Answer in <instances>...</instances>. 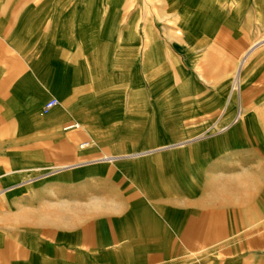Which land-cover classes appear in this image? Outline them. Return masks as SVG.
Masks as SVG:
<instances>
[{
    "label": "rangeland",
    "instance_id": "1",
    "mask_svg": "<svg viewBox=\"0 0 264 264\" xmlns=\"http://www.w3.org/2000/svg\"><path fill=\"white\" fill-rule=\"evenodd\" d=\"M69 7L99 13L102 55L125 56L135 47L141 69L143 45L148 60L130 94L118 90L106 103L94 96L91 116L84 109L86 122L76 128L80 135L60 133L73 147L53 148L46 167L27 177L51 201L53 229L84 223L80 264H219L225 252L196 249L211 210L227 208L238 229L230 245L248 251L252 237H264L263 139L241 129V147L223 150L222 161L203 147L235 133L240 117L224 122L223 110L224 97L238 93V77L221 102L190 111L178 109L174 86L220 22L264 40V0H69ZM164 235L159 241L174 253L149 263L148 242Z\"/></svg>",
    "mask_w": 264,
    "mask_h": 264
},
{
    "label": "crops",
    "instance_id": "2",
    "mask_svg": "<svg viewBox=\"0 0 264 264\" xmlns=\"http://www.w3.org/2000/svg\"><path fill=\"white\" fill-rule=\"evenodd\" d=\"M100 25L99 13L79 12L69 7V0H0V264H80L84 223L54 230L51 201L38 196L36 184L26 179L32 169L46 167L53 148L73 147L60 140V133L80 135L76 128L64 127L86 122L84 109L90 117L94 96L106 103L118 90L130 94L134 80L143 75L146 47L140 48L141 69L135 47L125 56L102 55ZM237 77L238 93L224 97L223 110L224 122L240 117L231 127L235 133L203 146L221 161L227 158L223 150L228 155L241 147L235 135L240 136L241 129L260 135L264 146V40L254 41L244 28L220 22L205 45L185 61L174 86L178 109L190 111L221 102ZM52 98L59 103L44 113ZM5 150L18 154L6 159ZM225 209L211 210L210 226L196 252H225L219 264H264V237H252L244 252L239 244L230 245L238 229L229 225ZM90 225L95 228V223ZM166 237L148 242L149 263L174 253V246L159 241Z\"/></svg>",
    "mask_w": 264,
    "mask_h": 264
},
{
    "label": "built area",
    "instance_id": "3",
    "mask_svg": "<svg viewBox=\"0 0 264 264\" xmlns=\"http://www.w3.org/2000/svg\"><path fill=\"white\" fill-rule=\"evenodd\" d=\"M59 103V101L56 98H52L51 100H49L44 108H43V112H48L51 108L55 107L57 104ZM79 124L78 123H71L68 124L64 127V130H70V129H74V128H78Z\"/></svg>",
    "mask_w": 264,
    "mask_h": 264
}]
</instances>
